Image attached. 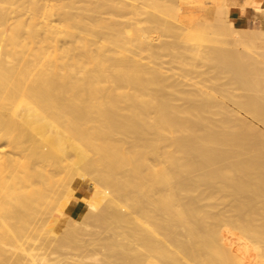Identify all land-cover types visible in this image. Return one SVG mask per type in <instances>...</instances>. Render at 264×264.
I'll list each match as a JSON object with an SVG mask.
<instances>
[{
  "label": "bare ground",
  "instance_id": "bare-ground-1",
  "mask_svg": "<svg viewBox=\"0 0 264 264\" xmlns=\"http://www.w3.org/2000/svg\"><path fill=\"white\" fill-rule=\"evenodd\" d=\"M42 1L31 0L35 15L48 5L55 9L54 2ZM247 1L239 6L245 8ZM234 4L218 0L215 20L224 32L230 31L235 44L248 46L245 39L256 33L258 37L263 29L236 27L229 17ZM65 5L59 12L55 9L57 21L50 8L41 19L36 15L38 23L25 25L29 28L18 20L19 33L8 31L9 8L0 6V264H232L234 258L237 264H256L264 244L258 100L248 96L247 102L232 94L231 106L225 98L232 90L226 86L197 85L192 90L186 85L198 83L181 79L171 69L168 73L162 59L136 57L127 42L154 55L170 43L154 41L143 28L126 27L124 35H135V40L117 34L110 43L131 53L117 54V46L109 49L112 53L101 50L105 41L95 49L97 37L84 34H90L93 24L103 28V21L92 16L90 7L82 14ZM253 5L264 16V0ZM169 10L174 30L183 23L189 30L184 38L200 36V9ZM164 26L173 31V26ZM21 31L31 38L23 40ZM237 64L240 78L246 68L257 67L254 62L248 67ZM179 93L186 103L175 102ZM201 169L205 172L197 174ZM83 180L89 186L77 196ZM201 183L210 187L202 191L201 200L205 194L227 192L223 206H208L218 209L211 211L214 220L230 221L225 223L228 228L217 220L229 234L220 233L218 224L212 228L210 208L189 197ZM215 234L223 240L221 247ZM228 239L237 250L229 247Z\"/></svg>",
  "mask_w": 264,
  "mask_h": 264
},
{
  "label": "rangeland",
  "instance_id": "rangeland-1",
  "mask_svg": "<svg viewBox=\"0 0 264 264\" xmlns=\"http://www.w3.org/2000/svg\"><path fill=\"white\" fill-rule=\"evenodd\" d=\"M49 1L50 0H43L42 2L45 3V4H46V2H47V4H52L54 2L55 3L54 5H56L54 7H55V9H57L58 12L60 11V6H64L66 3L70 4L71 6L73 5L72 7H70V9L72 11H81L82 10L81 11L82 14H85V13L87 14L89 10L86 11L85 9H88L89 7H90L91 10H94L95 9L94 11H91L90 10V12L92 13V16H97V18H100L101 21H103L102 22V25H103V28H105V32L103 30H101V29H103V28H101L102 26H100V25H94L93 24V26L91 25V27L89 29V33H90L89 35L90 36L87 35L86 32L84 34L85 35V38H87V39H92V37H95V36L97 37V38L95 37L97 39L96 43L95 44L93 43V45H92L93 48H95V49L101 48V50H102V48H103V50L105 49L104 51H107V52L110 53L111 51H109V49L110 48H115L117 46V45H115V47H113L114 45L112 46V44H110V43H112V40L115 39V36H117V34H118L117 37L121 38L122 40H128V41L129 40L130 41L135 40V39H133V37L135 38V35H133V36L131 35V37H130V35L128 33H127L128 36L127 35L126 36L124 35L126 33L125 32L126 27H129V28H132L133 27L132 29H135V30L136 29H140V28L142 29L143 28L144 29L143 32H146L147 31L145 34L149 35V38L154 37L153 38L154 41H157L158 39H161V40L168 41L170 43L167 46L168 49H165L166 47H163V48L160 47V48H158V50H156L157 53L155 52V55H154L152 53H149L148 51L140 50L139 47H137V46L135 47L134 44L127 42L128 46H129V44L131 45L130 48L128 47L129 48L128 51H130V49H131L134 52H136V57H141L143 60H145V61H148L149 60L150 62H153V61L155 62L156 59L159 62H161V59H162V62H164L163 63L164 64V67H165L166 71L168 70L167 71L168 73H170V72L173 71V73L176 76L183 77V78L180 77L181 79H184L185 78V80L188 81V82L196 81V83H198L196 85H186V87H188V88L190 86H191L190 88L193 87L192 90H194V88H196L197 85L200 86V87H204V85H205V87L206 88L208 87V89L211 88V87H213V89H219L220 87L226 86L229 90L231 89L232 91H234L232 93V91L230 90L231 91V96L230 97L227 96L225 98L226 99L225 101H227L226 103L229 102L230 104L229 103L228 104L231 105V106L234 105L233 104V100H232V97H233L232 94L235 96L234 98L244 99L246 101H247L248 96L253 97L254 99H257L258 100L257 104L261 108V112H262V116H261V119L262 120H259V122H257L258 126L261 129V131H260L261 138H259L260 144H258V146L259 145H262V147L260 146L262 148V151H261V148L258 147V149H259L260 152H262V153L264 152V16H262V21H260V19H255L250 24V26L247 27V28H250V27H261L263 29V32H259L258 33V37L256 36V34H257L256 33V34H254V37L251 36L252 38H246L245 41L246 42L248 41L247 43H250V44L248 46H243L241 44H239V45L235 44L234 41H236V40L233 39V37L231 36L232 34L230 33V31L228 29H227V31L230 34L228 32H224L223 30H225V29L222 27L223 28V30H222V28L219 25H217L216 20H215V14L214 13H215V8H216L215 6H216V3L218 2V0H215V1L214 0H211V2H210V0H125L124 3H123V1L121 2V3L124 4L125 7L124 6H121V3L120 2L118 4H115V3L112 2L113 3L112 4V3H109V2H111L109 0H107V2L105 0H104V2L102 0H100L99 2H101L102 4L105 3V6H108V9H107V7L103 6L102 4L99 5L100 3L97 2L98 0H94L95 2L93 0H81L82 2H85L86 1V5L84 3H82V2L80 3L79 2L80 0L79 1L78 0H69L70 2L68 0H66V3L64 2L65 0H51V3ZM251 1L252 0H250V2H249V0H248L247 1V4H246V7L243 8V9H247L251 5L253 7L254 6L253 5V1L254 0L252 2ZM89 2H91L92 5ZM60 3H62V5ZM79 3H80V6H79ZM93 3H95V5ZM125 3L138 4V7H137L138 9L136 8V10H133L134 8L131 5H129V4H126L127 5V7H126ZM157 3L160 4V5L158 6ZM31 5H32L31 4V0H0V6L1 7L2 6H3V8L5 7L6 10L9 8L7 11L9 12V15H10L11 19L9 18L8 23L11 26L10 29L11 28L12 29L11 30H8L7 29L8 31H10V32H13L14 31V32H18L19 33V31H18L19 30L18 29V22H17L18 20H23V21L26 22V23H24L23 28H29L28 26L25 27V25H27V24H29V22H31L29 24L31 26V24H34L35 20L38 23L39 22L38 17L41 19L42 16H44L45 13L48 14V11L51 10V7L50 6H52V5H48L49 8H50V10H49V8L47 6H46L47 8L46 7H42L44 9L40 8L41 12H40V10H38V13L40 12L39 14L36 12V15H38V17H37L33 13L34 11L31 12L33 10V8H30ZM128 5L131 8H129ZM165 5H167V7ZM171 5H173L174 7H176V6L177 7H189L191 9H194L195 8V9H200L201 10L202 22L204 21V23L205 22L206 23L205 24L203 23L202 25L201 24L200 25L198 24L199 26H202V28H201V32L202 33L200 32V36H199V34H197V35L199 36V38L202 37L203 38V39L201 38L202 40L201 39L199 40L198 38H196L197 35H195L196 37L193 36L192 38H189V39L184 38L186 36L187 32L189 31L186 24L180 23L181 28L178 29L176 27L175 28L176 31L174 30V26H175L174 25L175 24L174 22H176V21L175 20L173 21V18L174 17L169 15V14H171L170 13L171 10H169V9L170 8L171 9L174 8ZM43 6H45V5H43ZM111 6H113V10L111 9L112 8ZM119 7L120 8H123V9H120L119 10ZM159 7L162 10L164 8L165 9L162 11ZM45 8H46V10H45ZM75 8L78 9V10H76ZM167 8H169V9L167 10ZM52 9H53V6H52ZM55 9L53 11H54V13H56V15H58L56 17V19H55L57 21V18L59 17V14H57L58 13L57 11L55 12ZM79 9H81V10H79ZM109 9H110V11H108ZM19 11L21 13L23 12L22 15H20ZM44 11H46V12H44ZM53 11L51 10L50 12L52 13ZM95 11H97V12H95ZM51 13H50V15H53L54 17L56 16L55 14H53V13L51 14ZM21 16L24 17V18H22ZM47 16L48 15H46L45 17H46V19H48V21L50 19H52L51 21H54V19L51 18L53 16H51V17H47ZM33 17H35V18L32 21V18ZM45 17H43V20L44 21L46 20ZM229 17L231 18L230 15H229ZM37 19H38V21H37ZM116 19H118V20H116ZM119 19H120V22L121 23L119 22ZM165 20H166V22H165ZM40 21H42V20H40ZM108 21H110V22H108ZM171 21H172V24H170ZM117 22H119L120 24H118ZM207 22L210 23V24H208ZM121 24H122V28H121ZM164 24H168L170 26H173V31L170 32V28H165ZM9 25L7 26V28L9 27ZM124 25H125V27H124ZM176 26H177V24H176ZM95 27H97V28H95ZM119 29L122 30V31H124V33L123 32H120ZM118 30H119V32H118ZM204 30H205V32H204ZM179 31H181L182 34L178 36V34H180ZM10 32H8V33H10ZM96 32H97V34L99 32V34L97 35ZM100 33H101V35H100ZM104 33L107 34V36ZM174 33H176L177 35L174 34ZM204 33H206V34L203 35ZM120 34H122V35H120ZM20 37L23 40H26V39H30L31 38V36H28V33H26V32H22L20 34ZM89 37H91V38H89ZM100 37H102V38L105 37V38L102 40V38H100ZM7 38L9 39V37H7ZM8 39H7V41H8ZM232 40H233V42H232ZM101 41L102 42L105 41L106 43L104 42L105 43L104 46H101V47L98 48V46H100L99 44L103 45V43H100ZM97 42H98V44H97ZM118 47L119 46H117V49L119 51L116 52L114 49H112V51H115L117 54H128V53H131V52L122 50L121 47H119V48ZM125 47H127V46H125ZM11 49H12V47H11ZM176 49H178L179 52H177ZM237 50H239V51L242 50L240 52L241 53V56H236V55H239L240 54V53H238ZM216 51H219V54L220 55H217L218 52H216ZM126 52H128V53H126ZM210 52H211V54H209ZM116 53H114V54H116ZM178 53L181 55L180 57H182V60L180 59V57L178 58L176 56ZM188 54H189V57L191 59L188 57ZM214 54H215V57H213ZM130 55H132V54H130ZM148 55H151L152 58H153V56H155V57L152 60L150 58V56H148ZM223 55H224L225 59L223 58V60H222V57L221 56H223ZM192 57H194V58H192ZM229 57L232 58V60L233 59L234 60L231 61V59ZM240 58H242V59H240ZM217 59H219V60H217ZM232 62H234V64H232ZM236 62L237 63H242L246 67H248L247 65L252 66L253 65V62H254V65L257 66V67H255L256 69H252V70H251L250 67H248V69L246 68L245 69V73H244V77L243 78L242 77L240 78V77L236 76V73H238V64L235 65ZM165 65H167V66H165ZM249 68H250V70H249ZM170 69H171V71H170ZM182 74H184V75L182 76ZM201 84H203V85H201ZM230 87H232V88H230ZM102 93L105 94L104 91ZM159 93H161V91H159ZM181 96L182 95L179 93V96L177 97L179 99H176L175 98V102L177 100H179V102L186 103L185 99L182 98ZM181 98H182V100L180 101ZM216 104L218 105V103H216ZM217 105H214V107H216ZM243 114L246 115L247 118L251 119V115L249 113L247 114L246 112H243ZM262 157H264V153H263ZM201 172L203 173V172H205V170L204 169L198 170L197 171V174H200ZM194 174H196V173H194ZM259 180L260 181H258V182H259L260 185L259 184H256V185L257 186L258 185L259 186L262 185L261 188L264 187V183H263L264 180L263 179H259ZM251 182H252V180H250V183ZM253 182L255 183V181H253ZM249 185L251 186L252 184H249ZM79 186H81V187H79ZM79 186H78L77 196H81L87 190L89 184H88V182L86 180H83L81 182V184H79ZM253 186H254V184H253ZM208 187L209 186H207L205 183H201L199 185V189L197 188V190H195L196 192L195 191H191V193H189V195H190L189 197L190 198H193V199H196L199 202V204L201 203L200 204L201 206L202 205L204 206V208L206 210H208L210 208L208 205H210L211 203L214 204V205H216V204L219 205L218 203H222L219 206H223V204L225 203V201H228L229 200V198H227V195H226L227 192L222 189V190H219V192L216 191L217 193L216 192L214 193L215 194L214 197H209L206 194L203 195V196H205L204 197L205 199H202L203 200L202 201L201 198L199 199V197H201L200 194L202 193V191H203V193H204V191H208L209 192L210 187H209V189H208ZM191 188H193V187H191ZM215 188H217V187H215ZM194 189H195V187H194ZM198 190H200V191H198ZM263 190H264V188H263ZM192 193H193L194 196L191 195ZM208 194H210V193H208ZM262 194H263L262 196L264 197V192H262ZM197 196H198V198H197ZM217 210L215 209L213 211V209H211V208L209 209V213L211 215L210 224H211L212 228H214L215 225L218 224L219 226L217 225V229L219 231H221L220 233H225V232L228 233V228L231 225L229 224L227 226L226 224L229 223L230 221H228V222L226 221L227 223L225 222L226 223L225 224L223 222V220H221L222 218L221 219H216V217H215V220H216L215 221L214 220V217L212 216V213L216 212ZM211 211H212V213H211ZM217 220H219L222 224L224 223L223 226L226 225V227H228V228L225 227V230H222L223 227L222 228L220 227V226H222V224L219 223ZM240 222H242V221H240ZM238 224H239V222H238ZM213 225H214V227H213ZM230 229H231V227H230ZM215 231H214V233H215ZM107 233H110V232L107 231ZM230 233H232V232H230ZM234 234L236 235V233H234ZM217 235L220 236L219 233ZM217 235L215 234V236H217ZM235 235L232 236V234H231V235H229V238H230V236H232L231 237V240H232V238ZM221 236H223V235H221ZM221 236H220V238H223V239L226 238V236L225 237H221ZM218 238L219 237L217 236V239ZM263 238H264V234L262 235V238H261L262 239L261 240L262 241L261 242V245L264 243V239ZM220 240L218 239V242L220 241V244L219 245L221 247V243L223 242V240L222 239H220ZM226 240H227V238H226ZM228 241H229V239H228ZM229 243H230L229 245H231L233 242L229 241ZM216 244L218 245V243H216ZM233 245L235 247V244H233ZM236 246H237V244H236ZM262 246L264 247V244ZM229 247H233V246L231 245ZM263 247L261 248L262 251H260L261 254L259 253L260 256L257 257L258 262L256 261V264H264V253H263L264 252V248ZM235 249L237 250L238 249V246H237V248L235 247ZM235 253L236 252L234 250V253L232 252V255L235 256L234 255ZM262 253H263V255H262ZM229 255H230V252H229ZM233 256H231V257H233ZM231 257L229 256V259L228 260H230ZM234 259H235V261H233V262L230 261V262L232 264H237L236 258H234ZM234 259L231 258V260H234ZM228 263H229V261H228ZM194 264H196V263H194Z\"/></svg>",
  "mask_w": 264,
  "mask_h": 264
},
{
  "label": "crops",
  "instance_id": "crops-1",
  "mask_svg": "<svg viewBox=\"0 0 264 264\" xmlns=\"http://www.w3.org/2000/svg\"><path fill=\"white\" fill-rule=\"evenodd\" d=\"M236 4L233 5L230 11V16L233 19L234 25L238 28H247L255 19L262 21V14L256 13L254 7L249 6L242 10L239 2L242 4L244 0H234ZM261 23V22H260Z\"/></svg>",
  "mask_w": 264,
  "mask_h": 264
}]
</instances>
